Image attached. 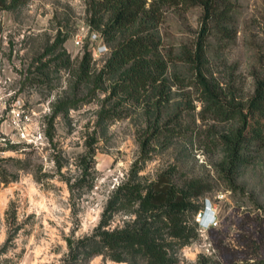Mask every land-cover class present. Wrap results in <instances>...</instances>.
Listing matches in <instances>:
<instances>
[{"label": "rangeland", "instance_id": "374dc122", "mask_svg": "<svg viewBox=\"0 0 264 264\" xmlns=\"http://www.w3.org/2000/svg\"><path fill=\"white\" fill-rule=\"evenodd\" d=\"M89 2L26 0L0 10V264H145L139 256H86L77 243L93 231L107 198L133 169L139 179L166 171L176 183L198 177L208 184L200 197L204 217L195 215L198 236L176 249L175 264H259L264 146L239 166L229 186L220 135L236 121L205 108L189 65L179 58L182 46L196 40L200 7H169L158 23L159 50L168 61L167 100L158 110L145 96L108 97L113 76L97 74L111 46L90 26ZM58 29L66 34V64L54 57L57 48L46 51ZM231 31L229 37L209 35L208 65L221 89L243 100L253 91L254 72L264 67V0H235ZM87 50L84 79L79 62ZM64 100L72 104L62 107ZM168 119L171 130L151 136L144 152L142 140ZM89 147L92 186L70 192ZM125 217L115 212L110 225Z\"/></svg>", "mask_w": 264, "mask_h": 264}, {"label": "trees", "instance_id": "16d2710c", "mask_svg": "<svg viewBox=\"0 0 264 264\" xmlns=\"http://www.w3.org/2000/svg\"><path fill=\"white\" fill-rule=\"evenodd\" d=\"M25 1L0 0V10ZM192 6L201 9L199 31L192 46H182L179 58L189 65L205 108L216 118L236 121L220 135L226 180L229 186H234L233 179L239 166L249 163L254 152L264 146V67L254 72L251 94L236 100L233 91L227 94L221 89L208 65V37L213 32L221 37L231 35L235 0H90L88 22L111 46L97 79L104 73L113 76L108 97L139 99L145 96L149 104L159 110L167 100L165 72L168 61L159 50L161 39L157 26L167 8ZM65 38L66 34L58 29L54 41L46 49L54 52L57 48L54 57L64 64L69 62V54L62 45ZM90 60L91 54L87 50L79 62L80 77L84 79ZM45 64L47 62L42 61L41 65ZM71 104L72 101L64 100L61 106ZM106 112L104 109L101 115ZM168 121L154 126L142 140L144 152L151 136L171 130L166 125ZM93 155L92 147L82 154L81 175L69 183L70 192L73 186H92ZM136 172L137 169H133L132 174L113 189L98 224L90 234L77 239L78 246L86 256L103 253L116 261L139 256L145 264H175L176 249L198 236L195 215L204 209L200 197L208 190V184L198 177L176 183L166 171L152 179H139L134 176ZM118 211L128 213L129 217L111 226L112 216ZM67 244L74 248L72 238L67 239ZM257 262L264 264V260Z\"/></svg>", "mask_w": 264, "mask_h": 264}, {"label": "water", "instance_id": "95a60500", "mask_svg": "<svg viewBox=\"0 0 264 264\" xmlns=\"http://www.w3.org/2000/svg\"><path fill=\"white\" fill-rule=\"evenodd\" d=\"M204 213H205V210H204V209H203V210H200V211L198 212V216H203Z\"/></svg>", "mask_w": 264, "mask_h": 264}, {"label": "built area", "instance_id": "2783aa9c", "mask_svg": "<svg viewBox=\"0 0 264 264\" xmlns=\"http://www.w3.org/2000/svg\"><path fill=\"white\" fill-rule=\"evenodd\" d=\"M75 41H76V43H79L80 38H76ZM103 45H104V44L102 43V46H103Z\"/></svg>", "mask_w": 264, "mask_h": 264}, {"label": "bare ground", "instance_id": "6f19581e", "mask_svg": "<svg viewBox=\"0 0 264 264\" xmlns=\"http://www.w3.org/2000/svg\"><path fill=\"white\" fill-rule=\"evenodd\" d=\"M202 217H204V215L202 216ZM208 216H206V218H207Z\"/></svg>", "mask_w": 264, "mask_h": 264}, {"label": "clouds", "instance_id": "9594fccd", "mask_svg": "<svg viewBox=\"0 0 264 264\" xmlns=\"http://www.w3.org/2000/svg\"><path fill=\"white\" fill-rule=\"evenodd\" d=\"M205 210H206V207H205Z\"/></svg>", "mask_w": 264, "mask_h": 264}]
</instances>
